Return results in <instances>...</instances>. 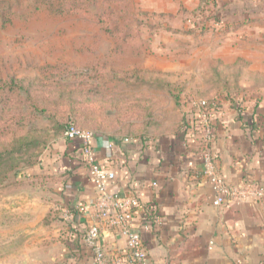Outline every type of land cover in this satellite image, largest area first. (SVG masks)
Returning a JSON list of instances; mask_svg holds the SVG:
<instances>
[{
    "label": "crops",
    "instance_id": "obj_1",
    "mask_svg": "<svg viewBox=\"0 0 264 264\" xmlns=\"http://www.w3.org/2000/svg\"><path fill=\"white\" fill-rule=\"evenodd\" d=\"M180 1L192 12L201 0ZM216 3L224 20L236 24L225 34L249 40L251 32H264V0ZM230 59L225 65L233 76L218 80L222 88L208 98L219 102L212 117L216 166L230 184H264V80L254 74L239 79V60ZM188 100L183 99L175 133L121 141L95 134V157L115 174L109 191L138 198L132 229L140 233L149 264H264V197L212 204ZM23 177L32 179L39 197L24 206L29 210L15 225L21 235L2 241L0 264H94L84 232L97 221L76 206L94 202L97 191L77 142L61 137ZM100 242L109 264L126 258L120 233L100 225Z\"/></svg>",
    "mask_w": 264,
    "mask_h": 264
},
{
    "label": "rangeland",
    "instance_id": "obj_2",
    "mask_svg": "<svg viewBox=\"0 0 264 264\" xmlns=\"http://www.w3.org/2000/svg\"><path fill=\"white\" fill-rule=\"evenodd\" d=\"M178 2L0 0V87L11 78L27 86V81L57 83L62 77L61 83L89 89L80 95L100 103L89 112L91 123H100L101 135L153 139L175 133L183 99L214 97L213 92L222 88L218 80L233 76L231 66L225 65L232 62V55L239 60V79L254 74L264 80V32H251L249 40L231 33L202 32L199 13L186 11ZM68 75H73L72 81L66 79ZM74 120L80 127L95 130L80 117ZM40 124L39 128L50 129L48 146L32 151L28 162L37 163L61 137H53V125ZM1 141L0 154L14 148L11 140ZM3 157L0 245L21 235V231L15 233V225L29 210L24 206L33 205L37 192L32 179L23 177L27 162L20 163L14 173L8 169L14 162Z\"/></svg>",
    "mask_w": 264,
    "mask_h": 264
},
{
    "label": "built area",
    "instance_id": "obj_3",
    "mask_svg": "<svg viewBox=\"0 0 264 264\" xmlns=\"http://www.w3.org/2000/svg\"><path fill=\"white\" fill-rule=\"evenodd\" d=\"M213 25L218 28L217 23ZM188 103L200 137L203 173L213 192L212 204L220 206L246 200H259L264 197V184H230L217 169V154L212 147L215 139L212 117L218 109V100L191 96ZM94 136L95 133L91 129L77 126L72 122L63 133L65 139L76 141L79 145L83 164L97 191L94 202L76 206L79 212L91 211L97 221L84 232V241L93 255V263L109 264L100 242V225H103L125 237L127 255L123 260L118 259L117 264H149L140 233L132 229L133 212L139 206L138 198L122 196L119 191H109L115 174L104 169L96 159L92 147ZM63 215L68 217L69 211L64 210Z\"/></svg>",
    "mask_w": 264,
    "mask_h": 264
},
{
    "label": "trees",
    "instance_id": "obj_4",
    "mask_svg": "<svg viewBox=\"0 0 264 264\" xmlns=\"http://www.w3.org/2000/svg\"><path fill=\"white\" fill-rule=\"evenodd\" d=\"M219 10L216 0L200 1L194 13L196 15L199 13L197 17L202 23L200 27L202 32L212 30L218 34H225L236 28V24H229L224 20ZM213 23H217L218 28H214ZM155 27L174 31L161 25ZM67 77L66 79L72 81L73 75ZM59 79L64 80L62 77ZM61 80L57 83L40 81L37 85L27 81L28 85L23 86L21 84V82L24 83L23 80L17 83L14 78H11L8 85L5 84L0 87V136L2 137L0 141L11 140L14 143V148L12 147L10 152L7 151L5 154L1 153L0 157L4 159L3 156L6 155L8 159L14 162L8 168L14 173L18 172L19 165L23 162H27L25 170L33 167L36 163L28 162L32 151L37 150L40 146H48L50 129L48 130L46 125L39 128L40 123L47 122L53 125L51 128L54 132L53 137H63L65 129L71 122L79 126L74 120V118L79 120V117L81 120L84 119L85 124L92 125L95 134L103 132L100 123H91L93 117L89 112L94 107H98L100 103L90 101L80 95L89 89L82 87L76 89L70 83H61ZM5 91L7 92L5 93ZM36 92L42 93V96L37 95ZM7 136L11 138H7ZM108 138L114 141H121L123 138L147 140L144 136L132 137L130 135ZM3 145V150H7V145ZM2 175L5 177L4 173Z\"/></svg>",
    "mask_w": 264,
    "mask_h": 264
}]
</instances>
